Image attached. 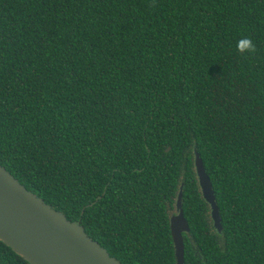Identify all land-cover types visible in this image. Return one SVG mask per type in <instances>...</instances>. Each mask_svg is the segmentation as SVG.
<instances>
[{
	"label": "trees",
	"instance_id": "1",
	"mask_svg": "<svg viewBox=\"0 0 264 264\" xmlns=\"http://www.w3.org/2000/svg\"><path fill=\"white\" fill-rule=\"evenodd\" d=\"M0 165L122 264H176L181 188L184 264H264V0H0Z\"/></svg>",
	"mask_w": 264,
	"mask_h": 264
},
{
	"label": "water",
	"instance_id": "2",
	"mask_svg": "<svg viewBox=\"0 0 264 264\" xmlns=\"http://www.w3.org/2000/svg\"><path fill=\"white\" fill-rule=\"evenodd\" d=\"M194 164L203 198L211 208L213 226L221 232L222 219L213 184L197 151ZM182 201L183 188L177 197V215L170 220L176 264L185 263L183 234L190 231ZM0 241L29 264H122L94 241L79 222L69 221L1 165Z\"/></svg>",
	"mask_w": 264,
	"mask_h": 264
},
{
	"label": "clouds",
	"instance_id": "3",
	"mask_svg": "<svg viewBox=\"0 0 264 264\" xmlns=\"http://www.w3.org/2000/svg\"><path fill=\"white\" fill-rule=\"evenodd\" d=\"M237 51L243 52H251L254 50V46L252 41L248 38L241 39L237 42Z\"/></svg>",
	"mask_w": 264,
	"mask_h": 264
},
{
	"label": "flooded vegetation",
	"instance_id": "4",
	"mask_svg": "<svg viewBox=\"0 0 264 264\" xmlns=\"http://www.w3.org/2000/svg\"><path fill=\"white\" fill-rule=\"evenodd\" d=\"M176 203H177V200H176ZM175 215H177V212H176V204H175V212L172 213V215L170 216V218H172V217L175 216ZM189 232H190V231H189ZM189 232H188V233H189ZM184 234H185V233H184ZM184 234H183V235H184Z\"/></svg>",
	"mask_w": 264,
	"mask_h": 264
}]
</instances>
